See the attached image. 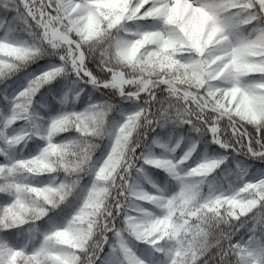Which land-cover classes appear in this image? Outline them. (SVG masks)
<instances>
[{
  "label": "clouds",
  "instance_id": "clouds-1",
  "mask_svg": "<svg viewBox=\"0 0 264 264\" xmlns=\"http://www.w3.org/2000/svg\"><path fill=\"white\" fill-rule=\"evenodd\" d=\"M0 264H264V0H0Z\"/></svg>",
  "mask_w": 264,
  "mask_h": 264
}]
</instances>
